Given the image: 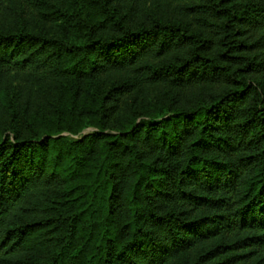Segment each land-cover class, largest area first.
<instances>
[{"label": "trees", "instance_id": "trees-1", "mask_svg": "<svg viewBox=\"0 0 264 264\" xmlns=\"http://www.w3.org/2000/svg\"><path fill=\"white\" fill-rule=\"evenodd\" d=\"M0 264H264V0H0Z\"/></svg>", "mask_w": 264, "mask_h": 264}, {"label": "rangeland", "instance_id": "rangeland-1", "mask_svg": "<svg viewBox=\"0 0 264 264\" xmlns=\"http://www.w3.org/2000/svg\"><path fill=\"white\" fill-rule=\"evenodd\" d=\"M154 91H155V90H152V92H150V96L153 95ZM88 131H89V130H86V131H84V132L86 133V132H88Z\"/></svg>", "mask_w": 264, "mask_h": 264}]
</instances>
